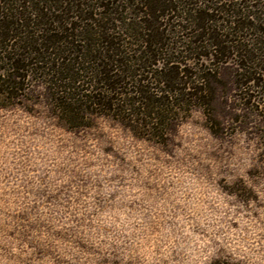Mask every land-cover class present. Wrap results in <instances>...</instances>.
<instances>
[{
  "label": "rangeland",
  "instance_id": "rangeland-1",
  "mask_svg": "<svg viewBox=\"0 0 264 264\" xmlns=\"http://www.w3.org/2000/svg\"><path fill=\"white\" fill-rule=\"evenodd\" d=\"M260 2L183 0L186 13L159 21L161 46L114 22L119 56H152L155 65L136 64L134 74L174 103L160 124L165 136L156 120L148 133L88 104L75 127L58 112L45 73H31L13 97L0 93V264H264V24L236 33L230 23L231 13ZM192 8L216 20L211 32L231 48L215 53L190 29ZM120 16L140 19L131 9ZM74 32L82 34L76 45H56L57 56L106 50ZM166 62L209 76L194 82L206 92H163L148 72ZM86 88L76 90L80 98L95 93Z\"/></svg>",
  "mask_w": 264,
  "mask_h": 264
},
{
  "label": "trees",
  "instance_id": "trees-1",
  "mask_svg": "<svg viewBox=\"0 0 264 264\" xmlns=\"http://www.w3.org/2000/svg\"><path fill=\"white\" fill-rule=\"evenodd\" d=\"M182 1L102 0L98 4H93V1L88 3L84 0H0V63L4 64L0 66V71H3V74H0V93L13 97L14 93L22 90L29 82L27 79L31 73L36 72L40 75L45 73L50 79L51 94L58 112L68 115L66 120L75 127L79 125L76 124L77 119H82L81 114L88 104L97 109L127 115L125 118L135 123L134 127H143L144 130L150 128L152 120H156V126L152 128L165 136L166 132L160 131V124L163 125V119L167 117L164 114L165 110L174 103L169 98L156 96L151 92L155 88L146 85L144 83L146 79L142 76L137 78L136 73L134 74L133 67L136 64L139 67L142 63L144 65L148 63L147 66L155 65L152 56H119L123 53L117 46L123 43H118L117 36L120 32L115 29L114 22L122 25L124 30L128 31L126 34H130L132 29L137 30L133 34L136 39L140 37L138 33L140 29L145 31L142 41L146 45L161 46L164 36L159 32V21L170 13L183 12ZM257 1L261 2L252 6L256 8L252 13L246 11H234V15L231 13L230 23L234 25L233 31L239 33L245 29L257 28V23L264 24V0ZM129 9L140 15L139 22L126 23V17L120 16V13L124 14V10ZM208 11L214 12V9L208 7ZM184 12L186 13L185 10ZM188 14L190 17L185 20L192 24L190 29L195 27V31H198L197 36L201 34V39L206 38L215 53L231 48L223 47L229 43L223 38L225 37L223 34L211 32L216 21L214 18L197 8H192ZM76 20L79 24L73 22ZM94 25L96 32L90 30L94 29L92 28ZM129 28L132 29L128 30ZM70 30L71 33L67 34ZM83 30L84 34L88 35L84 39L85 43L90 42L93 47L103 46L106 50L100 51L95 48L92 54V50L88 49L91 56L83 53L85 56L75 58L57 56L59 52L56 45L62 43L67 47L76 45V38L82 34H75L74 31L81 33ZM57 31L62 34H56ZM207 31L209 32L206 33ZM196 45L199 49L203 47V44ZM246 46L247 44H236L232 47L247 51ZM80 52L82 53V50ZM146 52L153 55L155 50ZM52 54L56 59H52ZM248 59L251 61V58ZM155 61L159 60L155 58ZM171 63L166 62L162 68L148 72L154 75V80L163 87V92L190 98L199 97V93L206 92L203 87L205 84H202V87H194V82L198 79L197 81L204 83L209 76L205 74L199 76L195 73L190 75L187 70L180 72ZM243 66L247 67L246 64ZM140 70L141 68L135 71ZM251 79L256 81L253 76L246 77L244 85L253 81ZM83 86H87L84 90L88 92L89 87H92L95 93L92 94V91L86 95L81 93L83 98H80V93L77 94L76 90L80 91ZM189 89L191 90L188 91Z\"/></svg>",
  "mask_w": 264,
  "mask_h": 264
}]
</instances>
